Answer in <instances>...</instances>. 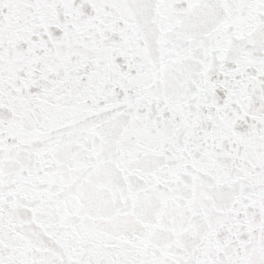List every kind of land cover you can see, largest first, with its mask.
<instances>
[{
    "label": "snow or ice",
    "instance_id": "6c2138e0",
    "mask_svg": "<svg viewBox=\"0 0 264 264\" xmlns=\"http://www.w3.org/2000/svg\"><path fill=\"white\" fill-rule=\"evenodd\" d=\"M0 264H264V0H0Z\"/></svg>",
    "mask_w": 264,
    "mask_h": 264
}]
</instances>
